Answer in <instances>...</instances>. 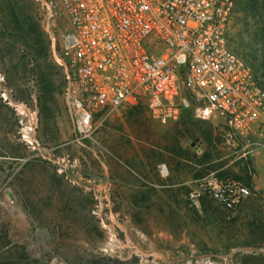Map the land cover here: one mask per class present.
I'll return each instance as SVG.
<instances>
[{"label": "rangeland", "instance_id": "rangeland-1", "mask_svg": "<svg viewBox=\"0 0 264 264\" xmlns=\"http://www.w3.org/2000/svg\"><path fill=\"white\" fill-rule=\"evenodd\" d=\"M45 1L0 0V264H264V149L247 155L219 114L163 123L144 102L82 138L58 59L68 20ZM243 2L230 43L264 84ZM228 177L252 191L234 209L203 189Z\"/></svg>", "mask_w": 264, "mask_h": 264}, {"label": "built area", "instance_id": "built-area-1", "mask_svg": "<svg viewBox=\"0 0 264 264\" xmlns=\"http://www.w3.org/2000/svg\"><path fill=\"white\" fill-rule=\"evenodd\" d=\"M64 12L58 59L65 96L82 138L101 117L146 103L167 123L186 109L200 119L219 114L247 155L264 149V87L232 48L237 0H47ZM203 189L229 209L252 193L235 178L206 180ZM198 190L190 191L198 206Z\"/></svg>", "mask_w": 264, "mask_h": 264}, {"label": "trees", "instance_id": "trees-1", "mask_svg": "<svg viewBox=\"0 0 264 264\" xmlns=\"http://www.w3.org/2000/svg\"><path fill=\"white\" fill-rule=\"evenodd\" d=\"M237 2H238V0H237ZM243 3H244V5H246L247 3H249L250 6L252 7L251 10L254 11L256 14L259 15L260 21L262 23V31L264 32V0H246V1L244 0ZM236 8H237V6H236ZM261 83H262V85L264 87V84H263L262 81H261Z\"/></svg>", "mask_w": 264, "mask_h": 264}, {"label": "crops", "instance_id": "crops-1", "mask_svg": "<svg viewBox=\"0 0 264 264\" xmlns=\"http://www.w3.org/2000/svg\"><path fill=\"white\" fill-rule=\"evenodd\" d=\"M262 172H263L262 170L259 171L260 174H261ZM263 173H264V172H263ZM256 188H259V186H257Z\"/></svg>", "mask_w": 264, "mask_h": 264}]
</instances>
